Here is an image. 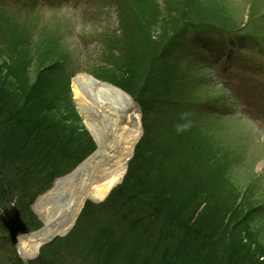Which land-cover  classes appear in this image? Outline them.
Masks as SVG:
<instances>
[{
    "label": "trees",
    "instance_id": "obj_1",
    "mask_svg": "<svg viewBox=\"0 0 264 264\" xmlns=\"http://www.w3.org/2000/svg\"><path fill=\"white\" fill-rule=\"evenodd\" d=\"M0 20L15 29L0 34V209L17 206L29 227L40 228L31 205L97 146L72 101L65 56L35 55L34 40L4 15ZM187 23L183 14L178 27L161 34L162 65L153 61L158 45L142 58L124 52L119 76L107 78L140 100L144 135L123 182L103 203H88L70 234L43 246L30 264H264L260 234L242 229L240 215L227 216L239 197L220 205L196 185L201 176H225L212 168L221 158L202 149L203 130L194 122L176 130L187 74L183 57L172 58V44Z\"/></svg>",
    "mask_w": 264,
    "mask_h": 264
},
{
    "label": "rangeland",
    "instance_id": "obj_2",
    "mask_svg": "<svg viewBox=\"0 0 264 264\" xmlns=\"http://www.w3.org/2000/svg\"><path fill=\"white\" fill-rule=\"evenodd\" d=\"M0 6L20 27V34L37 44L35 55L65 56L72 101L85 130L97 145L96 151L81 165L97 152L99 144L89 128V119L79 106L84 99L76 94L73 82L78 74L112 84L107 78L119 76L117 67L124 52L140 58L145 49L147 53L152 52L159 43L161 45L164 32L179 26L183 14L189 21L208 22L206 26L213 28L204 33L208 40L217 39L214 23L244 34L243 50L234 59L233 67L217 69L206 59L203 63L191 57L185 59L182 66L185 65L187 81L182 109L190 114L188 118L196 129L203 130L202 137L206 138L200 140L209 159L215 154L217 159L221 158L216 161L217 166L216 162L212 164L213 170L221 168L225 173L223 178L209 181L201 176L200 184L196 185L212 193V198L220 205H230L234 194L239 197L236 207L240 211L228 213V218L240 215L241 228L252 227L253 234H260L255 238H261L264 243V0H0ZM14 30L6 28L4 22L0 25L3 36L4 31ZM242 70H246L248 77ZM225 81L224 86L221 82ZM135 112L140 113L138 106L120 123L122 130L131 126ZM173 115L174 112L166 111V116L172 118ZM106 152L112 154L113 149ZM202 157H205L203 153ZM57 180L29 209L41 224L40 228L30 227L29 234L44 228L45 223L34 206L53 189ZM88 203L99 204L87 200L85 207ZM244 212L248 215L245 224L241 221ZM65 236L57 235V240ZM20 239L14 245L0 227V264H17L15 256L20 264H30L39 258L42 248L31 260L23 258Z\"/></svg>",
    "mask_w": 264,
    "mask_h": 264
},
{
    "label": "bare ground",
    "instance_id": "obj_3",
    "mask_svg": "<svg viewBox=\"0 0 264 264\" xmlns=\"http://www.w3.org/2000/svg\"><path fill=\"white\" fill-rule=\"evenodd\" d=\"M73 82L76 94L84 99L79 106L90 121L89 128L99 149L73 173L59 178L53 189L38 199L34 208L45 226L36 233L18 237L21 238L19 250L25 259L36 257L41 246L51 238L67 234L87 200H104L121 182L141 135V123L135 113L131 126L123 130L119 127L132 109L133 99L129 94L90 75L78 74ZM109 149L113 153L108 155Z\"/></svg>",
    "mask_w": 264,
    "mask_h": 264
},
{
    "label": "water",
    "instance_id": "obj_4",
    "mask_svg": "<svg viewBox=\"0 0 264 264\" xmlns=\"http://www.w3.org/2000/svg\"><path fill=\"white\" fill-rule=\"evenodd\" d=\"M1 220L4 228L9 231L10 240L14 245L18 243L20 235L29 233V228L21 218L20 211L15 207L2 212Z\"/></svg>",
    "mask_w": 264,
    "mask_h": 264
},
{
    "label": "clouds",
    "instance_id": "obj_5",
    "mask_svg": "<svg viewBox=\"0 0 264 264\" xmlns=\"http://www.w3.org/2000/svg\"><path fill=\"white\" fill-rule=\"evenodd\" d=\"M190 114L185 112V113H182V122L181 123H178L176 125V130L177 132H182L188 128L191 127L192 125V120L191 119H188L187 117H189Z\"/></svg>",
    "mask_w": 264,
    "mask_h": 264
}]
</instances>
